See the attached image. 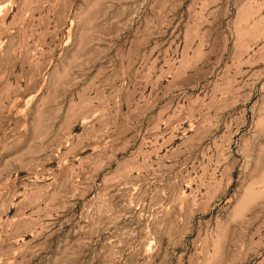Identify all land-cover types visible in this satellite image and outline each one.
Wrapping results in <instances>:
<instances>
[{"label":"rangeland","instance_id":"obj_1","mask_svg":"<svg viewBox=\"0 0 264 264\" xmlns=\"http://www.w3.org/2000/svg\"><path fill=\"white\" fill-rule=\"evenodd\" d=\"M0 264H264V0H0Z\"/></svg>","mask_w":264,"mask_h":264}]
</instances>
